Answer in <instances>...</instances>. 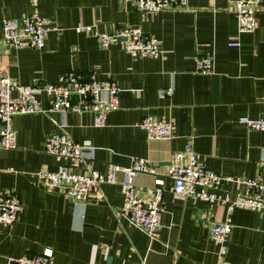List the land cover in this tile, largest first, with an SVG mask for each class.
<instances>
[{
  "label": "crops",
  "instance_id": "obj_1",
  "mask_svg": "<svg viewBox=\"0 0 264 264\" xmlns=\"http://www.w3.org/2000/svg\"><path fill=\"white\" fill-rule=\"evenodd\" d=\"M235 2L187 0L186 8L145 14L122 0H39V14L56 30L41 48L6 49L2 20L30 14L33 7L29 0H0V75L21 84L57 83L74 69L112 79L122 89L118 109L108 113L102 127L93 126L89 112L13 116L17 147L0 149V192L13 191L24 206L12 225L0 224V264H18L14 259L45 247L53 250L56 264H216L207 222L225 220L226 204L175 197L165 179L160 228L150 237L119 215V183H103L89 201L76 203L41 188L35 172L62 165L83 170L44 151L47 135L64 124L72 139L96 147L92 167L101 173L110 163L128 165L134 157L164 172L173 153L191 145L206 169L234 180L255 177L264 162V130L249 129L241 119L264 115V13L255 31L241 32ZM86 25L100 32L139 26L159 39L161 52L132 57L117 45L103 48L82 30ZM206 53L212 54L213 66L204 74L195 58ZM171 85V95H159ZM147 115L170 121L172 138L148 139L138 126ZM122 176L118 172V180ZM134 186L138 195H150L153 176L137 175ZM223 188L245 191L233 180H225ZM232 223L230 264H264V211L237 208Z\"/></svg>",
  "mask_w": 264,
  "mask_h": 264
},
{
  "label": "built area",
  "instance_id": "obj_2",
  "mask_svg": "<svg viewBox=\"0 0 264 264\" xmlns=\"http://www.w3.org/2000/svg\"><path fill=\"white\" fill-rule=\"evenodd\" d=\"M33 11L17 17L2 20L1 43L7 49L25 47L41 48L51 30H56L49 17L38 12L39 0H29ZM133 4L145 14L187 7V0H122ZM235 16L239 31L253 32L257 28L258 15L264 13V0H236ZM82 30L97 38L101 47L117 45L132 57H156L160 52L159 39L144 32L139 26H125L112 31H98L94 25H86ZM232 46L239 45L236 42ZM3 51L0 49V52ZM196 68L200 73H210L213 66L212 54L196 56ZM121 87L112 79L98 80L91 75L69 70L60 75L57 83L35 81L21 84L4 74L0 75V149L17 147L16 132L12 118L15 115L34 113L89 112L92 124L105 126L107 115L119 107ZM173 86L159 91L160 96L171 95ZM46 98V105L42 103ZM241 121L249 129L264 130V115L252 119L242 117ZM138 126L148 139H170L173 126L161 117L147 115ZM60 125V129L50 132L45 140L44 151L59 158L68 159L73 165H82L83 170L75 171L68 166L56 170L41 169L35 172L38 184L49 193L59 192L76 203H86L91 192L103 183H119L123 191V203L118 209L120 216L127 219L132 227L154 237L160 228L163 207V186L170 181V191L175 197H188L193 201L224 203L227 217L223 221L209 220L208 236L216 245V264H230L227 259L229 236L233 229L232 213L237 208L264 211V162L255 177L230 179L206 169L198 160L191 145L175 151L164 172L149 160L134 157L128 165L110 163L106 173L92 167L96 147L89 141L78 142ZM85 150L89 155L85 156ZM122 172L121 180L117 174ZM139 174H149L154 179V190L150 195H138L134 178ZM225 180H233L245 186L244 192L234 193L223 188ZM21 198L11 190L0 192V224L12 225L23 210ZM18 264H56L53 250L45 247L40 253L22 255L14 259Z\"/></svg>",
  "mask_w": 264,
  "mask_h": 264
}]
</instances>
